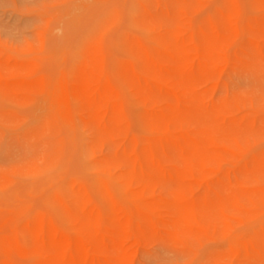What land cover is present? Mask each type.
I'll use <instances>...</instances> for the list:
<instances>
[{
    "label": "bare ground",
    "instance_id": "1",
    "mask_svg": "<svg viewBox=\"0 0 264 264\" xmlns=\"http://www.w3.org/2000/svg\"><path fill=\"white\" fill-rule=\"evenodd\" d=\"M130 1L129 29L115 31L110 59L103 31L91 30L60 55L56 80L0 73L7 102L39 101L35 126L51 130L54 154L29 171L55 187L46 196L52 213L27 214L0 234V264L15 255L29 264H129L140 244L207 236L221 247L202 264L264 262L260 214L221 209L264 203V185L240 187L245 175L264 174V152L215 141L213 119L223 73L264 55V0ZM109 9L100 22L108 33L120 25ZM199 83L207 85L196 91ZM203 101L213 105L206 111ZM238 123L226 120L227 133ZM75 147L87 178L61 176Z\"/></svg>",
    "mask_w": 264,
    "mask_h": 264
},
{
    "label": "rangeland",
    "instance_id": "2",
    "mask_svg": "<svg viewBox=\"0 0 264 264\" xmlns=\"http://www.w3.org/2000/svg\"><path fill=\"white\" fill-rule=\"evenodd\" d=\"M109 3L101 0H0V73L24 79L56 80L61 74L60 55L70 43L74 45L91 30L103 31V45L110 59L115 31L129 29L131 1L111 0ZM239 4L246 7L245 0H239ZM110 5L117 11L120 25L108 33L100 22L108 19ZM208 13L209 8L195 13L194 23ZM219 81L224 101L221 105L216 102L220 112L213 118L217 119L214 140L239 147L248 152L246 156L264 152V55L239 66H230ZM206 85L199 83L194 89L199 91ZM37 101L35 105H16L0 94V234L8 233L27 214L52 213L46 196L54 192L55 187L49 186L48 176L29 171L54 154L51 130L35 126L39 118ZM212 105L203 101L206 111ZM124 109L131 131H134V112L128 104H124ZM203 120L209 122L205 116ZM226 120H239L230 133H227ZM83 166L80 151L75 147L69 151L61 176L87 178ZM263 185L264 174H247L242 177L240 187L248 191ZM221 209L225 213L257 212L261 218L256 224L264 222V203L252 206L234 200L222 205ZM239 230L247 236L252 228L239 224ZM220 247L221 243L211 236L167 245L144 243L138 246L129 264H202ZM13 260L15 264H29L22 256L15 255Z\"/></svg>",
    "mask_w": 264,
    "mask_h": 264
}]
</instances>
